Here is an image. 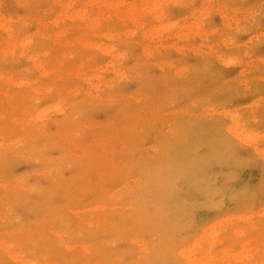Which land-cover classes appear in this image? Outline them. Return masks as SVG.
I'll list each match as a JSON object with an SVG mask.
<instances>
[{
	"label": "rangeland",
	"instance_id": "obj_1",
	"mask_svg": "<svg viewBox=\"0 0 264 264\" xmlns=\"http://www.w3.org/2000/svg\"><path fill=\"white\" fill-rule=\"evenodd\" d=\"M158 1L0 0V264H264V0Z\"/></svg>",
	"mask_w": 264,
	"mask_h": 264
},
{
	"label": "bare ground",
	"instance_id": "obj_2",
	"mask_svg": "<svg viewBox=\"0 0 264 264\" xmlns=\"http://www.w3.org/2000/svg\"><path fill=\"white\" fill-rule=\"evenodd\" d=\"M117 1V4H118V0H116ZM121 1V0H120ZM58 2H59V5L63 8V9H66V12L64 13V14H59L58 15V18L59 19H66V20H73V21H80V22H82V23H84L87 27H89V28H94V29H96V27H97V22H98V20L103 16H107V17H110L111 16V13H112V11H109L110 10V7H112L113 6V4H114V2H108V1H104V0H91V1H88V2H85V4H83L82 3V5H81V8L80 9H78V10H75V11H73V12H69L70 11V8H71V4L73 3V0H71V1H64L63 2V0H58ZM123 2V0L120 2L121 4H123L122 3ZM119 3V4H120ZM137 3V2H136ZM116 4V3H115ZM117 4L116 5H114L113 6V8H115V6H117ZM118 4V5H119ZM120 4V5H121ZM92 5V8L90 9V6ZM130 6V5H129ZM135 6H137V5H135ZM138 7V6H137ZM159 7H161V6H159V1L158 0H156V4L154 5H152V10L150 11L152 14H154V12L155 11H157V10H160L161 8H159ZM112 8V9H113ZM118 8V7H117ZM120 9V8H119ZM126 9V8H125ZM130 9H131V15H133V11L132 10H134V9H132V7L130 8H127V11H128V13H130L129 11H130ZM137 9V8H136ZM121 10V9H120ZM138 10V9H137ZM136 10V11H137ZM136 11H134V12H136ZM117 12V11H116ZM115 12V13H116ZM121 12H123V11H121ZM120 12V13H121ZM125 12V11H124ZM138 12V11H137ZM119 13V12H118ZM121 14H123V13H121ZM126 15H127V12H126ZM125 15V16H126ZM130 15V14H129ZM118 16V15H117ZM123 16V15H122ZM128 17H130V16H127V18ZM87 20H89V21H87ZM8 24H9V22L8 21H6V20H4V19H1V17H0V31H2V30H6L7 29V26H8ZM171 25H174V24H167L165 27L163 26V27H161V30L163 29V28H165V29H171V27H174V26H171ZM195 25H197V24H195ZM201 25V24H200ZM197 26H199V25H197ZM200 27V26H199ZM165 29H163L162 31H164ZM158 30H160V29H156L155 31H157V32H159ZM197 30V29H196ZM136 32V31H135ZM146 32V31H145ZM188 32V31H187ZM205 32V31H204ZM128 33V32H127ZM154 32V30H152L151 32H150V35L149 36H146L145 38H147V39H152L153 37H155V34H157V33H155ZM191 33V32H190ZM189 33V34H190ZM207 33V32H206ZM187 35V34H186ZM188 36V35H187ZM189 37H190V35H189ZM17 44V43H16ZM16 44H14L12 47H13V49L15 50H18V46L16 45ZM12 45V44H11ZM8 46H10V45H8ZM20 46V45H19ZM96 75V74H95ZM95 77H97V75L96 76H94L93 75V77H92V79L93 78H95ZM3 79V78H2ZM90 80V78H88V81ZM90 82V81H89ZM46 113V112H45ZM43 114V113H42ZM240 114V113H239ZM239 114H238V116H239ZM241 115V114H240ZM44 116V115H43ZM237 116V115H236ZM235 116V117H236ZM232 118H233V116H232ZM236 118H238V117H236ZM234 119V118H233ZM240 119V118H239ZM234 122V121H233ZM238 122V121H237ZM236 123V122H235ZM239 123V122H238ZM238 123H236V126L239 128L240 127V124H238ZM235 125V124H234ZM233 125V126H234ZM239 125V126H238ZM236 127V128H237ZM235 128V127H234ZM234 128L232 129V127L230 128V130L232 129V131H234ZM235 128V129H236ZM240 129V128H239ZM238 131V130H237ZM236 130H235V132H237ZM259 133V132H258ZM262 133V132H261ZM261 133H260V135H261ZM236 134H238L237 135V137L239 136H245L244 138H243V141H246V142H248L249 143V140H250V143L252 142L251 141V139H254L255 137V140H253V142L254 141H256L258 138H257V136H255V135H257V133L254 131V134H253V132L252 133H250V131H249V133H246V131H245V133H244V131H243V128H242V131H241V133H236ZM259 136V135H258ZM246 138V139H245ZM247 139H249V140H247ZM258 143V142H257ZM255 144H256V142H255ZM254 144V145H255ZM255 149H257V151H260L261 153H264V147L263 148H261L260 146H256V148ZM243 232V231H242ZM244 232H245V230H244ZM243 232V233H244ZM215 235V234H214ZM218 235V234H217ZM245 244V243H244ZM247 244V243H246ZM250 244V243H249ZM248 247V245L246 246V248ZM252 248H254L253 246H252ZM212 249V248H211ZM228 250H226V251H224V253L226 254V252H227ZM243 252V254H244V252H246V251H242ZM241 252V253H242ZM257 252V251H256ZM211 253V252H210ZM230 253V252H229ZM228 253V255H231V254H229ZM209 254V253H208ZM212 254V253H211ZM224 254V255H225ZM239 254V253H238ZM254 254H256V253H254ZM254 254H253V256H254ZM227 255V256H228ZM250 255V254H249ZM211 256V255H210ZM210 256H207V257H210ZM226 256V255H225ZM226 256V257H227ZM236 256V255H235ZM239 256H241V254L239 255ZM252 256V257H253ZM190 257H191V255H190ZM203 257H206V255L205 256H203ZM229 257H231V256H229ZM249 256H247V258H248ZM188 258V257H187ZM218 258V257H217ZM232 258V257H231ZM233 258H234V256H233ZM236 258H238V257H236ZM191 259V258H190ZM193 259V258H192ZM211 259H213V258H211ZM220 259V258H219ZM194 260L195 261H190L189 263H192V264H198V263H196V261H198L197 259H195V257H194ZM204 260V259H203ZM237 260H239V258L237 259ZM240 260H243V258L242 259H240ZM224 261V260H223ZM244 261V260H243ZM229 263H230V261H229ZM247 264V263H246Z\"/></svg>",
	"mask_w": 264,
	"mask_h": 264
}]
</instances>
